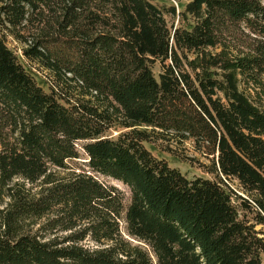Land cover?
I'll return each mask as SVG.
<instances>
[{
    "label": "trees",
    "instance_id": "trees-1",
    "mask_svg": "<svg viewBox=\"0 0 264 264\" xmlns=\"http://www.w3.org/2000/svg\"><path fill=\"white\" fill-rule=\"evenodd\" d=\"M0 264H264V0H0Z\"/></svg>",
    "mask_w": 264,
    "mask_h": 264
},
{
    "label": "rangeland",
    "instance_id": "rangeland-1",
    "mask_svg": "<svg viewBox=\"0 0 264 264\" xmlns=\"http://www.w3.org/2000/svg\"><path fill=\"white\" fill-rule=\"evenodd\" d=\"M157 3H162L167 0H153ZM176 2V0H168ZM167 18L170 23L174 20V23L177 24L179 19L174 18L172 15L167 14ZM8 43L17 49L21 53V43L16 40L13 36L7 35ZM21 59L23 63L27 66L29 70L34 72L39 80L45 87H47L48 79L53 80V76L51 72L45 67L41 66L35 60L29 59L23 55H21ZM161 68L160 61L155 63V70L158 72ZM114 134L117 131H113ZM148 146L154 151V153L158 156H163L169 160V162L175 166L180 167L185 173L189 176L195 175H208L211 177L215 176V173L210 171L211 160L209 157L205 156L201 152L197 151L191 141H187L185 143L177 142L176 140H171L168 138H154L153 141L147 142ZM86 156V155H83ZM85 160V158H81L79 160L80 163ZM101 179L105 180L108 183L115 184L118 186L124 193L126 198L128 199L130 196V188L124 182L115 179L113 177H106L100 175ZM230 185L239 189V183L237 180H230ZM248 217L251 221L254 220V213L247 212ZM263 227L262 224H258L257 228Z\"/></svg>",
    "mask_w": 264,
    "mask_h": 264
}]
</instances>
